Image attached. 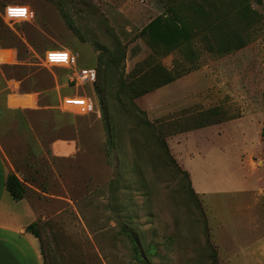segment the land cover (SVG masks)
Masks as SVG:
<instances>
[{
    "label": "rangeland",
    "instance_id": "1",
    "mask_svg": "<svg viewBox=\"0 0 264 264\" xmlns=\"http://www.w3.org/2000/svg\"><path fill=\"white\" fill-rule=\"evenodd\" d=\"M11 4L34 18L7 20ZM241 5L258 20L244 23ZM170 6L192 30L171 48L142 33ZM222 18L243 44L219 55ZM0 47L16 55L0 65V142L43 197L29 195L46 264H264V0H0ZM52 49L96 83L68 85L44 61ZM9 78L37 110L6 108ZM74 92L93 112L60 111ZM69 138L78 151L54 159L50 143Z\"/></svg>",
    "mask_w": 264,
    "mask_h": 264
},
{
    "label": "crops",
    "instance_id": "2",
    "mask_svg": "<svg viewBox=\"0 0 264 264\" xmlns=\"http://www.w3.org/2000/svg\"><path fill=\"white\" fill-rule=\"evenodd\" d=\"M15 63L16 55L14 51L0 47V65L12 66ZM5 80L12 81L11 84L6 81L3 88L6 91L5 105L7 109L27 113L39 108L37 93L21 90L16 86L17 82L14 79ZM169 84L158 88L157 91L165 89ZM76 93L74 92V94ZM63 99L64 97L61 100L59 99L60 111L71 112L64 110L62 106ZM8 135L5 133V137H8ZM14 135L16 134L14 133ZM26 135L24 138H30L29 133ZM21 137L23 138V136ZM49 149L50 155L54 159L68 158L78 151L77 139H54L50 143ZM34 150L37 151V154L44 151L40 144L34 145ZM9 173H14L33 192L29 191L28 196L24 199L14 200L5 186L6 177ZM21 176L15 165L9 161L4 146L0 142V264H45L40 240L26 230L28 225L38 221L37 211L31 199H29V195L36 196L37 200H41L43 197L37 192L38 189L24 181Z\"/></svg>",
    "mask_w": 264,
    "mask_h": 264
},
{
    "label": "trees",
    "instance_id": "3",
    "mask_svg": "<svg viewBox=\"0 0 264 264\" xmlns=\"http://www.w3.org/2000/svg\"><path fill=\"white\" fill-rule=\"evenodd\" d=\"M164 1L169 2L170 0H164ZM166 11L169 12V15H167L166 17H157L154 20H152L150 23H148V25L145 28H143L142 33H146L152 41L160 42L169 48L175 47L178 44L183 43V42L191 41L192 30L189 26H187V24H185V22L182 20L178 12L174 11L172 6L168 7ZM235 11H236V14L242 20H244V23L246 24L250 20L257 21L259 17L257 12L254 10H251L249 6L247 5H241V7L237 8ZM195 13L200 14L201 16L205 17V20L207 21H209V19L213 15V12L205 11V9L200 6L197 7V9L195 10ZM227 21H228L227 19L222 18V23L218 25V27L220 28L221 36L226 38L224 41H222V43L220 44L218 48L217 53L219 55H223V54L230 52L231 50L240 48L242 47V44H243V43L237 42L238 34H239L238 30L229 26L227 24L228 23ZM211 26L215 27L214 24L207 22V27L210 28ZM225 27H230V29L224 32ZM208 46H209V49H213L211 43H209ZM65 71L67 74L66 69ZM169 74H167V78L165 80L157 83L155 88H159L162 85H166L175 79L176 76H170ZM150 90H151L150 88L143 90L138 95L147 93ZM5 186H6L7 191L11 195V197L16 201L24 199L28 196L29 189L23 184V182H21V180L14 173H9L7 175ZM26 230L28 232H31L34 236H36L40 240L39 238L40 235L37 230V223L35 222L31 223L30 225L26 227ZM137 258L139 259V261L142 262L141 260L142 257H139L138 255Z\"/></svg>",
    "mask_w": 264,
    "mask_h": 264
},
{
    "label": "built area",
    "instance_id": "4",
    "mask_svg": "<svg viewBox=\"0 0 264 264\" xmlns=\"http://www.w3.org/2000/svg\"><path fill=\"white\" fill-rule=\"evenodd\" d=\"M24 9V15L13 17L9 15V9ZM4 17L9 21H31L34 18V11L28 6L11 4L4 8ZM48 65L60 66L67 70V82L75 88L93 85L96 83L97 70L92 67H79L77 56L67 49H52L48 51L44 59ZM64 110L79 114H88L93 112L94 103L88 96L74 94L64 97L62 101Z\"/></svg>",
    "mask_w": 264,
    "mask_h": 264
},
{
    "label": "snow or ice",
    "instance_id": "5",
    "mask_svg": "<svg viewBox=\"0 0 264 264\" xmlns=\"http://www.w3.org/2000/svg\"><path fill=\"white\" fill-rule=\"evenodd\" d=\"M9 12L13 15H23L25 10L24 9H9Z\"/></svg>",
    "mask_w": 264,
    "mask_h": 264
},
{
    "label": "clouds",
    "instance_id": "6",
    "mask_svg": "<svg viewBox=\"0 0 264 264\" xmlns=\"http://www.w3.org/2000/svg\"><path fill=\"white\" fill-rule=\"evenodd\" d=\"M13 9H15V8H13ZM8 11H9V10H8ZM9 15H10V16H13V17H20V16H23L24 14H23V15H19V14H17V15H13V14H11V13L9 12Z\"/></svg>",
    "mask_w": 264,
    "mask_h": 264
}]
</instances>
